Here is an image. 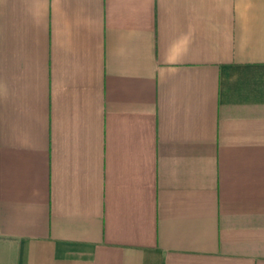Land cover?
<instances>
[{"label": "crops", "instance_id": "crops-1", "mask_svg": "<svg viewBox=\"0 0 264 264\" xmlns=\"http://www.w3.org/2000/svg\"><path fill=\"white\" fill-rule=\"evenodd\" d=\"M0 264H264V0H0Z\"/></svg>", "mask_w": 264, "mask_h": 264}]
</instances>
